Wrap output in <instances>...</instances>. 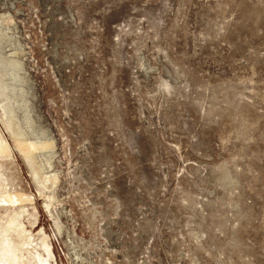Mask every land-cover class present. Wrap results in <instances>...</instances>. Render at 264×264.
<instances>
[{
    "label": "rangeland",
    "instance_id": "obj_1",
    "mask_svg": "<svg viewBox=\"0 0 264 264\" xmlns=\"http://www.w3.org/2000/svg\"><path fill=\"white\" fill-rule=\"evenodd\" d=\"M0 31L45 147L38 179L0 110V264H264V0H0Z\"/></svg>",
    "mask_w": 264,
    "mask_h": 264
},
{
    "label": "bare ground",
    "instance_id": "obj_2",
    "mask_svg": "<svg viewBox=\"0 0 264 264\" xmlns=\"http://www.w3.org/2000/svg\"><path fill=\"white\" fill-rule=\"evenodd\" d=\"M1 32H3V31H0V33ZM0 35H2V34H0ZM3 35L5 36L4 33H3ZM14 66H15L14 64L10 65L11 68H14ZM19 92H21V94H19V95L15 94L16 93L15 89L8 87L6 85L4 77L2 76V72H0V110H2V112L4 113V115L6 117V126L8 128L10 136L14 140L13 143H14L15 147L17 148L18 152L25 158V160L31 164L32 173L35 175V177L38 176L36 178L39 179L40 171L43 169L40 168L36 163V161H37L36 153L39 150H44L45 147L42 146L43 144H37V143L31 142V141H28L27 139H25L27 137V135H26V133L23 132V130L19 126L17 118L15 117V112H14V108H13V103L18 104L17 98L23 97V92L20 89H19ZM11 93H13V94L10 95ZM23 106L24 105H22L21 108H23ZM27 120H28V118L26 117L24 120L25 124H28ZM10 148L11 147L9 146V144L7 143V141L5 140V138L3 136V132L0 130V161H3V160L8 161L11 159ZM8 170H10V169H8ZM10 172H12V171H9L8 174H10ZM1 175L2 174L0 173V187H1V178H2ZM7 176H9V175H7ZM11 178H12V176H11ZM49 178L50 177L43 175V180L46 181ZM2 191H3V189L0 190V205H1V203H4L1 201L3 199L2 198L3 197ZM14 197H15V199H13ZM9 200L12 203H13V200H17V201H15V203L18 204V208L16 210L17 213L19 211V208L21 209L23 207L24 203L31 202V199L29 198V196H26V195L21 194V193H15L12 198H9ZM40 239H41V242H42L44 248L47 251H50V248H49L50 246L47 243V238L45 237V235L43 233L41 234ZM48 257H50V256H48Z\"/></svg>",
    "mask_w": 264,
    "mask_h": 264
}]
</instances>
